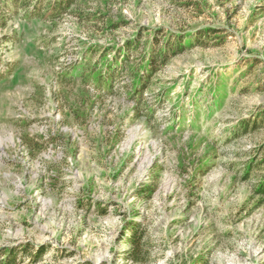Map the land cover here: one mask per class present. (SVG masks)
Returning <instances> with one entry per match:
<instances>
[{"label":"rangeland","instance_id":"374dc122","mask_svg":"<svg viewBox=\"0 0 264 264\" xmlns=\"http://www.w3.org/2000/svg\"><path fill=\"white\" fill-rule=\"evenodd\" d=\"M25 11L0 0V249L28 243L15 264H264V0ZM126 44L134 74L104 79ZM166 45L147 77L143 55Z\"/></svg>","mask_w":264,"mask_h":264},{"label":"trees","instance_id":"16d2710c","mask_svg":"<svg viewBox=\"0 0 264 264\" xmlns=\"http://www.w3.org/2000/svg\"><path fill=\"white\" fill-rule=\"evenodd\" d=\"M13 3H18L21 7H23L26 11V16L29 19H44V18H55L58 17L62 12L67 11L70 7L76 2V0H11ZM157 46V45H156ZM130 45L126 44V46H122L119 50L111 57L104 58L100 60V69L101 75L103 78L114 79L116 76L121 75L123 71H129L131 75L134 74L136 68L134 64H132L130 57V52L127 53V48ZM174 48H170L169 45L164 47H159L155 49H151L146 54L143 55L140 63L146 62V66H144L143 70L147 73L146 76L150 77L152 73H154L155 64H163L166 62L170 55L174 52ZM102 61V62H101ZM143 72L139 75L138 78L144 81ZM111 81V80H110ZM108 82L111 84V82ZM146 86V84H145ZM242 130L249 131L250 123L243 122L240 124ZM250 166H248L249 168ZM257 193L264 194V178L257 184ZM129 230V234L124 238L125 241L130 246H135L138 239L137 227L134 224L128 225L126 227ZM29 251L28 243H21L17 246H6L0 249V264H15L21 255ZM42 248L40 247L38 251H33L31 254L32 260H36L37 257L41 255Z\"/></svg>","mask_w":264,"mask_h":264}]
</instances>
